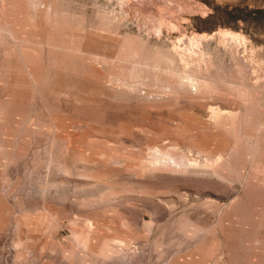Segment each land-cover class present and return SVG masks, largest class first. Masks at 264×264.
I'll return each instance as SVG.
<instances>
[{"label":"rangeland","instance_id":"rangeland-1","mask_svg":"<svg viewBox=\"0 0 264 264\" xmlns=\"http://www.w3.org/2000/svg\"><path fill=\"white\" fill-rule=\"evenodd\" d=\"M0 264H264V0H0Z\"/></svg>","mask_w":264,"mask_h":264}]
</instances>
